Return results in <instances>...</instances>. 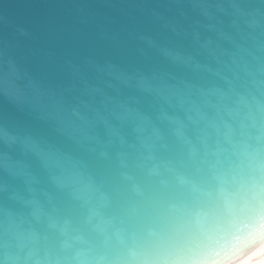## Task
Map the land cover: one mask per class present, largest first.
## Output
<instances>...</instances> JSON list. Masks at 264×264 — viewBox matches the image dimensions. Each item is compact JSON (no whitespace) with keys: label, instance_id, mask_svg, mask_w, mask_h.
Listing matches in <instances>:
<instances>
[{"label":"clouds","instance_id":"obj_1","mask_svg":"<svg viewBox=\"0 0 264 264\" xmlns=\"http://www.w3.org/2000/svg\"><path fill=\"white\" fill-rule=\"evenodd\" d=\"M215 13L228 18V30H209L226 46L208 39L193 55L138 37L183 73H126L157 101L155 115L123 107L97 119L34 80L17 86L47 101L73 138L98 142L91 131L103 125L110 143L137 155L130 164L117 153L110 183L36 141L6 139L39 161L68 209L50 197L46 207L30 171L13 173L25 192L0 187V264H264V0H231Z\"/></svg>","mask_w":264,"mask_h":264},{"label":"water","instance_id":"obj_2","mask_svg":"<svg viewBox=\"0 0 264 264\" xmlns=\"http://www.w3.org/2000/svg\"><path fill=\"white\" fill-rule=\"evenodd\" d=\"M230 2L0 0V187L25 192L23 180L13 173L27 170L39 181V199L46 207L50 197L62 211L68 209L64 194L49 183L39 161L19 143H6L9 138L36 141L115 183L120 171L117 153L127 152L129 163L134 164V150L110 143L103 125L91 131L98 142H89L83 135L73 138L62 130L56 112L44 106L47 101L34 92L21 93L17 86L34 80L38 88L55 90L66 105L77 106L97 119L110 118V113L123 107L155 115L157 101L135 83L127 82L126 73L133 67L150 73H183L138 37L151 36L160 44L193 55L202 52L200 45L208 39L226 46L218 32L209 28L228 30V18L215 13V7H227ZM205 10L215 13L216 18L209 19ZM123 133L129 144L136 142L130 128ZM101 151L109 158L102 159ZM5 202L6 193L0 192V204Z\"/></svg>","mask_w":264,"mask_h":264}]
</instances>
